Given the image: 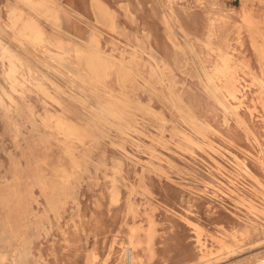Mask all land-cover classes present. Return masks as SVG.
Segmentation results:
<instances>
[{
	"label": "rangeland",
	"instance_id": "374dc122",
	"mask_svg": "<svg viewBox=\"0 0 264 264\" xmlns=\"http://www.w3.org/2000/svg\"><path fill=\"white\" fill-rule=\"evenodd\" d=\"M240 1L213 0L234 11L199 31L168 0L98 1L93 39L70 47L45 39L66 0H0V264H264V0ZM146 30L182 67L146 56ZM201 60L236 69L229 103Z\"/></svg>",
	"mask_w": 264,
	"mask_h": 264
},
{
	"label": "bare ground",
	"instance_id": "6f19581e",
	"mask_svg": "<svg viewBox=\"0 0 264 264\" xmlns=\"http://www.w3.org/2000/svg\"><path fill=\"white\" fill-rule=\"evenodd\" d=\"M210 1V3L209 2H205V1H202V0H196V6L200 9L199 10V12L200 13H202L201 14V16H200V18H199V16L196 14V11L195 10H192V11H187V9L186 8H183V7H181L182 5H180V4H178V0H177V2H176V0H168V2L166 3V5H165V9H164V11L165 10H167V11H170V12H164V14H166V13H169V15L174 19L175 18V16L177 17V20L179 21V25L180 26H178V27H182V29H184L183 27V25H182V23H181V19H180V16L176 13V11H175V8H174V6L175 5H178L181 9H182V11H183V13L187 16V17H189V22H190V24H191V26H192V28H191V30L192 31H199L200 30V27L204 30V27H205V17L204 16H208L209 17V20H212L213 21V17L210 15V13H209V11H212V13L211 14H213L214 15V17H216V18H221V19H224L225 21H227V18L229 17V15L231 14V11H234V10H232V9H224L223 7H221V4H220V7H219V5H218V3L216 2V3H213L212 1L213 0H209ZM128 2V1H127ZM241 2V9H240V12L239 13H237L239 16H245V15H247L248 13H250V11H251V8H250V5H249V3L246 1V0H241L240 1ZM158 3V2H157ZM130 5V4H129ZM211 8V9H210ZM185 9V10H184ZM209 10V11H208ZM134 12V11H133ZM74 13V12H73ZM235 13V12H234ZM76 14V13H75ZM78 14V13H77ZM134 14V13H133ZM82 15V14H81ZM80 15V16H81ZM83 16V15H82ZM81 16V17H82ZM165 17H166V15H164ZM247 18V17H246ZM247 19H249V18H247ZM88 21H89V19H87ZM172 21V19H168V21ZM202 20H204V23L202 22ZM222 22V21H221ZM218 23V22H217ZM209 24H211L210 22H209ZM163 25H164V23H163ZM212 26V25H211ZM212 28V27H211ZM210 28V29H211ZM210 29H208L209 31H210ZM185 34H187V33H190L188 30L186 31L185 30ZM169 33V32H168ZM210 33V32H209ZM207 35H208V33H207ZM210 36H209V38L208 39H210V40H212V41H214L215 39H217V37H219V41H221V40H224V43H226V41H228L229 39H230V37L228 36V35H222V34H218V35H216V34H212L211 35V33L209 34ZM190 36V35H189ZM192 36V35H191ZM190 36V37H191ZM187 38V37H186ZM206 38V37H205ZM181 39V38H180ZM191 39H195V37L193 36V37H191ZM238 39V38H237ZM13 40V39H12ZM196 40V39H195ZM206 39H204V41H205ZM183 41V40H182ZM198 41V40H197ZM200 42V41H199ZM229 42V41H228ZM182 43H184L185 45H187L186 44V42H182ZM203 43V42H202ZM208 43V42H207ZM20 44V43H19ZM189 44V46H190V43H188ZM21 45V44H20ZM184 45V46H185ZM203 45V44H202ZM206 45V44H205ZM219 45V44H218ZM207 46V45H206ZM227 47H229V45L227 44L226 45ZM62 47V46H61ZM75 47V46H74ZM172 47H173V45H172ZM188 47V46H187ZM186 47V48H187ZM204 47V46H203ZM227 47H225V49L227 48ZM61 49V48H60ZM146 49H147V52H146V56L149 58V57H153V58H155L158 62H161L162 64H163V66H164V64H169V65H171V64H174V65H176L177 67H182V62L183 61H180L179 59H177L178 58V55H176L177 54V52L175 51V49L173 48V49H171V51L169 50V49H165L163 52H160V51H158L153 45H152V41H151V36H150V32L148 31V30H146ZM228 49V48H227ZM226 49V50H227ZM190 50V49H189ZM190 51H193V49L192 50H190ZM210 51V50H209ZM214 51V50H213ZM219 51V50H218ZM229 51V50H228ZM216 52V51H215ZM217 53V52H216ZM230 53V52H229ZM227 51H223L222 52V54H220V55H218V56H224V57H228V56H231V54H232V52H231V54H229ZM92 54V53H91ZM206 54V53H205ZM212 54V53H211ZM211 54H209L210 56H211ZM74 55V54H73ZM79 55V54H78ZM80 55H83V54H80ZM79 55V56H80ZM88 55V54H87ZM94 55V54H93ZM195 54H193V56H194ZM2 56V55H1ZM85 56V55H84ZM201 56V55H200ZM207 56V55H206ZM205 56V57H206ZM82 57V56H81ZM89 57V56H88ZM94 58V57H93ZM196 58V57H195ZM194 58V59H195ZM207 58H211V57H208L207 56ZM48 59H51V58H48ZM53 59V58H52ZM84 59V58H83ZM203 59V58H202ZM217 59H218V57H217ZM220 59V58H219ZM54 60V59H53ZM94 60V59H93ZM220 60H222V59H220ZM231 60V59H230ZM95 61V60H94ZM202 61V60H201ZM86 62V61H85ZM221 62V61H220ZM224 62V61H223ZM105 63V62H104ZM153 63H154V61H153ZM199 63V62H198ZM202 63H203V68H202V70H200V69H198V71L197 70H195V72H197V74H198V77H199V80L203 83V82H206L207 81V83H209V85L207 86V85H204L205 86V88H208V91H209V95L210 96H212V97H222L223 98V100H224V98H225V103H229L228 101H229V99H234V91H235V89H237V75H236V69H234L233 67L232 68H230V67H224V68H220L219 67V62L218 61H208V63L209 64H211V66L209 67L208 66V63H206L205 61H202ZM196 64V63H195ZM200 64V63H199ZM230 64V63H229ZM156 65V64H155ZM231 65V64H230ZM229 65V66H230ZM84 66V65H83ZM199 66V65H198ZM236 66V65H235ZM85 67V66H84ZM83 67V68H84ZM48 68V67H47ZM199 68V67H198ZM188 68H183V69H181L182 71H184L185 73H187L186 72V70H187ZM75 70H76V68H75ZM86 70V69H85ZM146 68H145V72H146ZM155 70H157L156 68H155ZM69 71V70H68ZM79 70H77V72H78ZM167 71V70H166ZM29 72V71H28ZM190 72L192 73V71L190 70ZM69 73V72H68ZM79 73V72H78ZM167 73H169V74H172V75H174V73L172 72V70L170 69V70H168L167 71ZM152 76V78H154V77H156L157 75L154 73V71H152L151 70V73H150ZM83 75V74H82ZM61 76V75H60ZM71 77V76H70ZM102 78V77H101ZM125 78V77H124ZM147 77H144V80H145V84H144V87H145V89L147 90V95H148V104L147 105H145L146 106V109H144V110H146L147 112H149L150 113V111H152V106H151V104H150V102H151V93H153L152 91H155L154 93H157L156 92V90H155V84H150V83H146L147 82V80L148 79H146ZM41 79L42 78H40V81H41ZM75 79V78H74ZM161 80V79H160ZM219 80H224L223 81V83L222 84H219L218 83V81ZM161 82V81H160ZM67 88V87H66ZM79 89H80V87H78ZM211 88V89H210ZM68 89V88H67ZM106 89V88H105ZM132 89V88H131ZM47 91V90H46ZM129 91V90H128ZM72 93V92H71ZM131 93V92H130ZM77 95V94H76ZM128 95V94H127ZM164 95V94H163ZM78 96V95H77ZM76 96V97H77ZM106 97V96H105ZM96 99V98H95ZM219 99V98H218ZM97 100V99H96ZM222 104V103H221ZM184 105H185V103H184ZM230 105V104H229ZM99 106V105H98ZM101 107V106H100ZM108 107V106H107ZM144 107V106H143ZM102 108V107H101ZM185 108H187V105H185ZM189 109H190V107H189ZM188 109V110H189ZM89 110V109H88ZM120 110V109H119ZM154 110V109H153ZM96 111V110H95ZM94 111V112H95ZM104 111H106V110H104ZM120 113H121V111H120ZM137 113V112H136ZM152 114H153V111H152ZM146 115V114H145ZM156 115V114H155ZM86 116V115H85ZM94 116V115H93ZM79 117V116H78ZM139 117V116H138ZM137 117V118H138ZM149 117V116H148ZM182 117H183V115H182ZM185 117H187V116H184V118ZM76 118V117H75ZM95 118H96V116H95ZM164 115L163 114H161V120H164ZM76 119H78V118H76ZM80 119V118H79ZM150 119H152V118H150ZM183 119V118H182ZM187 119H188V117H187ZM91 120V119H90ZM153 120V119H152ZM184 120V119H183ZM189 120H191V119H189ZM147 121V120H146ZM150 121V120H149ZM186 121V120H185ZM198 124V123H197ZM130 126H131V124H130ZM138 126V125H137ZM139 127V126H138ZM99 128V127H98ZM97 128V129H98ZM96 129V130H97ZM100 129V128H99ZM98 129V130H99ZM141 129V128H140ZM97 130V131H98ZM197 131V130H196ZM110 132V131H109ZM140 132V131H139ZM103 133H105L104 131H103ZM151 140V139H150ZM1 143V142H0ZM2 145V144H1ZM3 146V145H2ZM204 151V150H203ZM101 153V152H100ZM119 153V152H118ZM100 156V155H99ZM220 156V155H219ZM97 158V157H96ZM102 160V159H101ZM97 164H99L98 162H97ZM102 164V163H101ZM115 168H119V163L118 164H116L115 165ZM98 170V169H97ZM117 170V169H116ZM215 170V169H214ZM108 171V170H107ZM89 174V173H88ZM107 177H109L108 175H107ZM87 178V177H86ZM109 180V179H108ZM115 182V181H114ZM113 184V183H112ZM116 184V183H115ZM117 186V185H116ZM118 187V186H117ZM113 187H111V190H112V192H111V196H110V199H111V201L112 202H114V203H116L117 201H118V190L116 189V188H114V189H112ZM106 189V188H105ZM105 191H107V190H105ZM110 191V190H109ZM108 200V199H107ZM107 203H108V201H107ZM111 204V203H110ZM107 206V205H106ZM109 206V205H108ZM244 206V205H243ZM107 209H108V207H107ZM190 213V212H189ZM194 213V212H193ZM196 217V216H195ZM183 218V217H182ZM3 229V228H2ZM44 231V230H43ZM30 233V232H29ZM29 235V234H28ZM27 235V236H28ZM34 235H35V233H34ZM4 236H5V234H4ZM32 237V236H31ZM3 238V237H2ZM33 238V237H32ZM28 239V238H27ZM9 242V241H8ZM30 243V242H29ZM40 244V243H39ZM30 245H31V243H30ZM41 245V244H40ZM27 246H28V244H27ZM185 247V246H184ZM189 247V246H188ZM2 248V247H1ZM25 250H26V248H25ZM20 251V250H19ZM187 252V251H186ZM185 254V253H184ZM188 254V253H187ZM187 254H186V256H187ZM189 256V255H188ZM190 256H191V254H190ZM23 257V256H22ZM131 258L132 257H130V260H129V262H130V264H132V260H131ZM190 258V257H189ZM22 259V258H21ZM127 259V258H126ZM20 260V259H19ZM32 260H33V258H32ZM24 261V260H23ZM20 262V261H19ZM25 264V263H24ZM34 264V263H33Z\"/></svg>",
	"mask_w": 264,
	"mask_h": 264
},
{
	"label": "crops",
	"instance_id": "0c3cea01",
	"mask_svg": "<svg viewBox=\"0 0 264 264\" xmlns=\"http://www.w3.org/2000/svg\"><path fill=\"white\" fill-rule=\"evenodd\" d=\"M75 1L76 0H66L63 4L64 9L59 15L60 29L53 26V28L47 27V30H45V39H50L55 42L61 40L63 43L65 42V45L67 44V46L70 47H74V45L86 47L83 42L87 43L88 40L91 41L93 39L97 31L96 25L93 24L96 5L98 1L105 0H78L79 3H75ZM87 19H89V21ZM47 67L56 68V66L54 64H50V66L45 64V78L48 77L47 79L58 84L60 82L59 78ZM90 103L93 104V102Z\"/></svg>",
	"mask_w": 264,
	"mask_h": 264
}]
</instances>
